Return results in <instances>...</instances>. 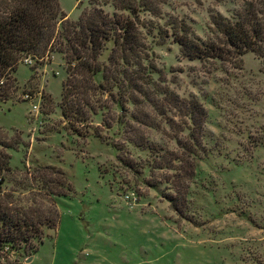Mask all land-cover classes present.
<instances>
[{
    "label": "rangeland",
    "instance_id": "374dc122",
    "mask_svg": "<svg viewBox=\"0 0 264 264\" xmlns=\"http://www.w3.org/2000/svg\"><path fill=\"white\" fill-rule=\"evenodd\" d=\"M91 1L114 10L105 0H58L69 19ZM245 1L164 0L158 15L140 10L137 28L153 73L138 80L134 104L121 91L125 116L114 90L92 97L104 107L83 122L65 118L62 54L19 61L16 89L0 101V141L12 145H0L9 157L0 203L36 211L52 227L30 248L7 250L3 263L264 264V57L188 59L171 24L183 20L209 38L211 13L232 16ZM174 95L205 109L195 156L183 148L193 144L191 125ZM130 136L150 148L127 142ZM175 155L180 160L169 168L163 159Z\"/></svg>",
    "mask_w": 264,
    "mask_h": 264
},
{
    "label": "trees",
    "instance_id": "16d2710c",
    "mask_svg": "<svg viewBox=\"0 0 264 264\" xmlns=\"http://www.w3.org/2000/svg\"><path fill=\"white\" fill-rule=\"evenodd\" d=\"M163 2L105 0V4L114 8L110 14L91 1L90 9L83 10L76 19H69L58 0H0V101L10 99L11 92L16 89L12 73L24 56L39 59L57 52L66 62L67 77L62 82L60 103L65 118L72 116L73 121L83 122L88 115L96 114L104 107L97 105L98 99L92 97L97 93L114 96V90L119 95L114 102L125 113L123 115H127L121 91L125 102L134 104L133 92L141 91L138 80L150 79L153 73L148 47L137 28L138 13L145 10L158 15L159 5ZM171 24L174 41L179 45L181 55L188 59L237 60L247 51L264 57V0H247L232 16L218 11L211 13L209 38L204 39L191 31L183 20ZM109 42L112 47L105 63L100 56ZM99 75L100 80L97 79ZM173 100H180L186 108L184 115L191 125L189 136L193 144L191 147L184 144L183 148L195 156L205 109L195 98L179 99L174 95ZM129 116L136 119L133 114ZM121 118H117V123H126ZM128 127L127 132L133 131L130 125ZM126 141L150 148L131 136L126 137ZM0 145L12 147L2 141ZM8 158L0 153V172L6 168ZM118 159L123 160L120 155ZM177 160L180 159L175 155L164 158L163 162L173 168L171 165ZM189 173L193 176L194 166ZM29 212L0 203V264H7L1 261L7 250L30 248L32 239L41 242L43 229L52 227L51 220H43L36 211Z\"/></svg>",
    "mask_w": 264,
    "mask_h": 264
},
{
    "label": "built area",
    "instance_id": "2783aa9c",
    "mask_svg": "<svg viewBox=\"0 0 264 264\" xmlns=\"http://www.w3.org/2000/svg\"><path fill=\"white\" fill-rule=\"evenodd\" d=\"M22 61L24 62V63H30L31 62V58H30V56H24L23 58H22ZM24 98L25 99H32V97L28 94V93H26V94H24ZM35 107V106H34Z\"/></svg>",
    "mask_w": 264,
    "mask_h": 264
}]
</instances>
